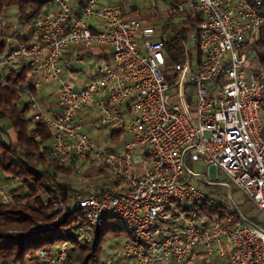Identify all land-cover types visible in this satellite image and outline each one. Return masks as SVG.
<instances>
[{"label": "built area", "instance_id": "2783aa9c", "mask_svg": "<svg viewBox=\"0 0 264 264\" xmlns=\"http://www.w3.org/2000/svg\"><path fill=\"white\" fill-rule=\"evenodd\" d=\"M58 9L20 23L19 39L0 56V85L9 72L26 70L19 89L30 94L57 86L59 112L49 114L31 96L33 116L51 131L47 157L63 165L88 161L106 169L113 186L76 194L63 204L75 222L71 237L41 248L35 264H67L73 243L92 240L109 219L133 237L118 242L101 264H264V221L248 220L230 195L234 212L205 210L209 196L186 159L222 172L264 218V66L253 70L245 43L264 28V0H181L179 12L197 20L194 54L172 62L157 30L103 0H51ZM30 31L24 37V29ZM108 48L97 76L75 87L65 73L72 47ZM80 61V60H79ZM94 107L106 132L125 131L132 141L112 149L78 121ZM14 193L0 186V202ZM38 224L23 239L50 229ZM118 247V248H117ZM212 264V263H211Z\"/></svg>", "mask_w": 264, "mask_h": 264}, {"label": "trees", "instance_id": "16d2710c", "mask_svg": "<svg viewBox=\"0 0 264 264\" xmlns=\"http://www.w3.org/2000/svg\"><path fill=\"white\" fill-rule=\"evenodd\" d=\"M48 1L0 0V28L1 18L8 10H15L19 23L28 22L44 11ZM191 23V28L196 30L198 22L192 20ZM260 31L257 38L248 42L245 48L249 45L253 48L264 46V28ZM184 41L181 33H175L172 39L165 41L167 56L172 62L182 59ZM13 44L7 43L0 32V56ZM259 58L256 66H252L251 61L249 62L253 70L259 69L260 65L264 64V57ZM25 75V69L18 72L11 71L6 76L5 84L0 85V172L9 176L5 177L6 180H21L18 187L25 191L24 195L13 199L10 203L0 202V230L4 232L9 229L27 230L32 226L54 221L58 215H61L62 210L53 206L52 200L57 198L66 204L70 195L67 189L56 183V175L58 172H71L76 164L72 159L64 167L65 165L57 159L47 157L51 146V131L42 120L34 116L30 117L34 120L32 125H29L31 119L26 116L27 108L31 102L30 97L35 96V90L31 89L28 100L22 101L23 92L19 87L23 85ZM11 131L14 133L12 136ZM119 132L121 131L112 132L110 137L113 138V135ZM54 192H57V196ZM71 223L72 220L64 215L61 220L54 221L50 229L31 236L28 241L24 239L18 241L12 235H0V242L3 240L5 242L0 243L1 264H26L25 257L29 256L30 259L35 257L39 249H50L56 243L61 244L68 240L71 237L69 233ZM106 225L98 227L95 236L89 242L77 244L71 240L72 249L78 250L73 258L76 264H87L90 259L97 257L95 254L99 250L97 246L101 237V227ZM63 229L68 232L66 235L63 234ZM126 236L125 239L133 238L129 233Z\"/></svg>", "mask_w": 264, "mask_h": 264}, {"label": "rangeland", "instance_id": "374dc122", "mask_svg": "<svg viewBox=\"0 0 264 264\" xmlns=\"http://www.w3.org/2000/svg\"><path fill=\"white\" fill-rule=\"evenodd\" d=\"M119 1L120 0H117V2H115L118 3ZM171 1L173 0H130V5L134 9L131 14L135 17V19L154 27L156 30L165 29L164 26L166 24H170L169 28L171 31L174 30L183 35L185 40L184 47L190 54H192L195 48V34L190 29L189 22L185 21L184 12L172 13L171 15V11H173L170 8ZM20 26L21 25L17 20L15 10L10 9L2 16L0 32L6 39L7 43L10 42V40L11 43H15L16 40H18L15 36V33H19L18 31L20 29ZM28 28L29 27L24 29V31H27ZM255 38L257 37L255 36L254 38H252L249 43L252 42ZM245 50L249 53L248 59H250V61L252 62H258L257 60L260 59L259 57H264V46H255V48H253L252 45H249L245 48ZM90 60L91 59H89V61ZM95 64H98V61ZM33 113H35V109H31V111L28 109L26 116L30 118L33 116ZM92 117L95 121H93V123H90V125L88 126L90 128L89 133L91 135H95V132L97 133L99 131L101 132L105 130L104 127H101L102 125L100 124L99 118L95 111ZM33 120L34 119L29 120L30 126L32 125ZM101 136L98 137L97 142L112 149L123 148V145L132 141V136L125 131L119 132L118 140L115 141L110 140L108 136ZM185 164L188 169L198 172L202 180L203 178H206L208 171V178L212 184H205L202 182L200 183L206 196H209V199L207 200L205 205V210H214L217 212H221V210H226L228 212H234V207L228 195L227 185H229L231 187L230 195H232V200L235 202L238 208H240V210L244 213V216L248 220L256 221L255 216L259 212L258 209L252 206L245 199V196L242 195L241 191L235 185H233L222 172L218 174L217 170L213 166H210L207 169L202 162L191 161L189 157L186 159ZM66 166L67 165H65L64 167ZM5 177L9 176L0 172V185H4L9 190L11 189L10 191L13 192L15 195L13 199H17L21 195L25 194V191H23L24 189L18 187L21 180H6ZM114 182L115 179L106 169H101L100 167H97L88 161H83L79 164H75V167L73 170H71V172H58L56 175V183L69 191L70 198L68 199L67 203L71 201L73 196H75L76 194L83 195L84 192L86 193L93 190H100V188L102 187L109 188L113 186ZM56 190L57 189L55 188V191ZM54 195L57 196V192H54ZM58 200L59 199L56 198L57 202ZM70 227V230L73 232V228H75L74 221H72ZM101 228V237L97 246L99 250H97L95 254L97 257L90 259L87 264L104 263L112 255V248L116 247L119 241L127 238L126 235L128 233L124 228V225L116 219H109L107 225ZM17 231H19V229H9L5 232L0 230V235H12L16 237L15 239H18V241L23 240V238H18L19 236L16 234ZM66 233L68 232L63 229V234L66 235ZM30 239L31 238H26L24 240L28 241ZM0 243L5 242L3 240ZM57 245H59V243H56L55 245H53V247ZM70 249V260L67 264H76V260L74 261L73 258L74 255H76V253L78 252V250L77 248L72 249V245ZM24 262L26 264H35V258L33 257L30 259V257L27 256L25 257ZM172 264L174 263L172 262Z\"/></svg>", "mask_w": 264, "mask_h": 264}, {"label": "crops", "instance_id": "0c3cea01", "mask_svg": "<svg viewBox=\"0 0 264 264\" xmlns=\"http://www.w3.org/2000/svg\"><path fill=\"white\" fill-rule=\"evenodd\" d=\"M83 1L84 0H73L72 5L75 6L76 8L80 7L81 4L83 3ZM103 1H104L105 5L117 7L123 16H125L127 18H134L135 19V17L131 14V12H133L134 9L130 5V0H120L118 3H116L117 0H112V1L111 0H103ZM107 1H109V2H107ZM180 1L181 0H173L170 2V8L173 10V11H171V15H172V13L179 12L177 10L176 4H177V2H180ZM57 9H58L57 5L53 1L49 0L45 6L43 12L51 13V12H55ZM184 13H185V21L189 22L190 29L195 34L196 30H193L191 28V24H192L191 21L196 20V19L194 18L192 13L189 11H185ZM146 25H148V24H146ZM164 27L166 30L165 29L157 30L158 35H156V38L160 37L161 39H164V41H168L175 36V33H178L174 30L173 31L170 30V28H169L170 24H166ZM21 35H23L24 37H29L31 34H30V31H25L24 34L22 33ZM15 36L17 39H19L17 33H15ZM12 41H13V39H12ZM249 41H247L245 43V46ZM10 42H11V40H10ZM11 44H13V43H11ZM182 47L184 48V43H183ZM194 47H195V37H194ZM195 50H196V47L194 48V51L192 54H194ZM244 50H245V48H244ZM185 51L186 50L184 48V53H185ZM245 52H246V50H245ZM246 53H247V59H248V52H246ZM108 56H109L108 48L105 46L93 45L90 48H83L81 45H76V46L72 47L68 52L64 53V58H67L70 61L69 62V69L65 73V75L68 76V78H69L68 80H70L71 83L75 85V87H80L84 83H86L89 79L97 76V72H96V65L97 64H95V63L97 61L99 62L103 59L108 58ZM184 57H185V54H183L182 60L184 59ZM89 59H91V60L89 61ZM249 62H250V59H249ZM251 63L250 64L252 66L258 65V62H256V61L255 62L251 61ZM261 66H264V64L260 65V67ZM56 89H57V86L53 82L50 81V82H47L44 85H42V87L40 89L35 90L34 98L36 99V101L40 105V107L43 108L49 114L59 112V108H57V105H56L57 104V102H56L57 90ZM22 94H23L22 95V101L28 100L29 94H26L25 91ZM27 109H29L31 111V109H36V106L31 101L29 103ZM94 111H95L94 107H87V109H84L79 114V117H78V121L83 126V129L85 131H87L88 133H89V129H90L88 126L90 125V123H93V121H95L94 118L92 117ZM101 127H103V126H101ZM12 134H14V133L11 131V136H12ZM98 134H99V136H101V135L108 136L109 139L112 141L118 140V134H114L113 135L114 139H113L110 137V134L106 132V130H103L101 132L99 131L97 133L95 132V135H98ZM255 220H256V222L261 223L262 221H264V218H262L260 213L258 212V214L255 216ZM215 260H217V259L212 258V259H210V261H206V262L202 261V264H211V263L215 264V263H217V262H215ZM199 264H201V263H199Z\"/></svg>", "mask_w": 264, "mask_h": 264}]
</instances>
